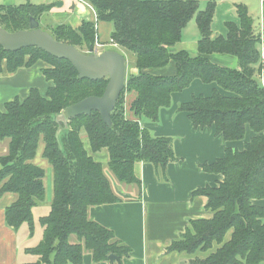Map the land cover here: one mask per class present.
<instances>
[{
	"label": "trees",
	"instance_id": "1",
	"mask_svg": "<svg viewBox=\"0 0 264 264\" xmlns=\"http://www.w3.org/2000/svg\"><path fill=\"white\" fill-rule=\"evenodd\" d=\"M89 2L96 8L97 21L85 20L76 29L68 23L49 24L46 29L60 41L78 48L82 42L90 49L98 35L97 24L111 22V39L118 48L133 54L140 72L127 75L126 87L111 114L112 126L94 110L91 115L71 119L69 129L58 138L56 114L86 97L103 95L109 78H79L69 60L56 58L36 46L8 51L0 45V74L4 61L9 71H15L42 59L50 65L44 74L53 81L46 95L34 88L24 100L8 101L0 110V141L8 143L6 153L0 156V197L7 193L17 197L6 208L7 224L31 225L33 208L46 198V170L35 163L43 142V157L53 167L54 198L50 215L42 220L45 231L41 243L33 250L41 259L34 264H83L85 250L96 262L109 260L112 253L121 258L129 255L130 247L112 230L89 218L91 206L110 204L119 197L103 164L85 148L81 133L88 135L93 151H110L108 166L122 182L141 184L135 165L139 161L155 164L158 176L165 179L168 162L176 158L172 138L151 135L140 120H157L160 110L170 105L173 93L199 78L232 93L215 88L210 96L196 95L182 104L181 109L188 112L195 128L214 127L225 142L245 140L248 128L254 135L242 149L226 146L223 157L204 164L205 171L223 177L217 185L199 187L194 192L207 197L206 207L213 216L191 220L192 225L169 250H212L207 257H195L188 264H264V206L253 202L264 199V59L260 44L264 31H257L255 18L244 4H237L240 24L228 22L229 33L225 36L211 29L215 3L201 10L198 0ZM51 7L2 3L0 24L11 32L29 29L30 17L39 21ZM194 18L201 31L199 53L172 52L171 47L181 40L182 30ZM212 53L235 56L239 67L213 62L207 57ZM171 62L176 64L174 74L150 72ZM72 235L78 242H71Z\"/></svg>",
	"mask_w": 264,
	"mask_h": 264
},
{
	"label": "crops",
	"instance_id": "2",
	"mask_svg": "<svg viewBox=\"0 0 264 264\" xmlns=\"http://www.w3.org/2000/svg\"><path fill=\"white\" fill-rule=\"evenodd\" d=\"M87 2L89 0L84 2L82 0H0V4L11 6L23 3L50 4L52 6L50 11L39 20L41 25L44 26V20H47L45 24L68 23L74 29L79 28L85 20L96 21L90 9L91 5L89 6ZM198 2L201 10L207 9L209 3H215L211 29L216 35H228V22L240 24L237 4L246 5L249 15L255 18L257 31L259 33L264 31V0H198ZM113 29L111 22L98 23L95 42L107 41L109 42L105 44L107 48L117 49L126 55V50L110 44ZM182 31L181 40L171 47V51L177 53L186 50L193 56L197 55L198 41L201 38L197 20L194 18ZM260 44L264 55V46L262 42ZM106 47L101 50H106ZM207 57L223 67H239V60L227 53H212ZM3 66L4 70L0 74V110H4L8 101L16 98L24 100L34 88L46 95L49 87L53 85V81L47 79L44 74V69L50 65L42 59L34 62L32 66L24 65L15 71L8 70L6 61ZM139 72L135 62L132 65L128 64L127 75H136ZM150 72L162 76L171 75L176 72V64L171 62L164 68H154ZM215 88L220 89L216 83L207 84L197 78L188 88L173 93L170 105L160 110L157 120L141 118L142 127L151 135L172 138L176 158L168 162L165 179L158 176L155 164L139 161L135 165L141 184L122 182L108 166L110 151L106 148L93 151L90 138L83 132L85 134L83 137L86 138V141L83 138L85 148L95 160L104 163L105 174L111 182L113 192L119 197L118 201L110 204L91 206L88 209L89 218L112 230L117 239L130 247V254L123 256L120 261L109 259L96 262L93 254L85 250L83 264H188L190 259L205 258L212 252V250H197L196 253L181 252L169 250V247L175 240L182 238L187 228L192 225L191 220L213 216V212L206 207L207 197L201 194L195 195L194 192L199 187L217 185L223 177L205 171L204 164H212L216 159L223 157L226 146L242 149L244 142L254 135L249 128L245 140L225 142L223 137L216 133L214 127L195 128L188 112L182 110L181 106L190 102L196 95L210 96ZM220 90L224 94L227 93V90ZM130 98V96L126 98L128 111ZM129 116L132 117L131 113ZM7 147V141H0V156L6 153ZM46 182L47 199L33 208L31 225L28 222H23L18 227L7 224L6 208L17 197L13 193L0 197V264H34L41 259V256L34 254L33 250L41 243L45 231L42 220L50 215L54 198V192L50 194L48 179ZM253 202L264 206V199Z\"/></svg>",
	"mask_w": 264,
	"mask_h": 264
},
{
	"label": "water",
	"instance_id": "3",
	"mask_svg": "<svg viewBox=\"0 0 264 264\" xmlns=\"http://www.w3.org/2000/svg\"><path fill=\"white\" fill-rule=\"evenodd\" d=\"M90 20V19H88ZM30 28L16 32L7 30L0 24V45L8 51H18L21 48L36 46L56 58L67 59L75 66L79 78L102 80L109 78L103 95H93L64 107L56 114L55 121L59 124L57 137L70 127V120L79 115H91L94 110L101 114L102 120L112 126L111 114L122 96L127 83L128 62L126 55L117 49H106L96 53L93 46L85 53L75 45L60 41L48 30L41 28L36 17H30ZM112 261H120L118 254L109 256Z\"/></svg>",
	"mask_w": 264,
	"mask_h": 264
},
{
	"label": "rangeland",
	"instance_id": "4",
	"mask_svg": "<svg viewBox=\"0 0 264 264\" xmlns=\"http://www.w3.org/2000/svg\"><path fill=\"white\" fill-rule=\"evenodd\" d=\"M83 2L85 1V0H82ZM87 4L90 6L91 5V7H90V9H91V11L93 12V14H94V17H96V8L92 5V4H90L89 2H87ZM43 20V19H42ZM96 21H97V19H96ZM47 22V20H44V26L42 25L41 26V28L42 29H44L45 31L47 30V29H49V28H47L49 25L48 24H45ZM113 25V24H112ZM107 26V25H106ZM105 26V27H106ZM47 28V29H46ZM105 32H106V30H105ZM106 43H109V42H102V44L104 45V44H106ZM262 44H263V46H264V38H262ZM78 45H80L79 46V48L80 49H82V51H84L85 53H89L90 52V49H88L87 48V46H86V44H84V43H82V42H80ZM106 47V45H104V47H102V48H105ZM118 47V46H117ZM106 49H112V48H107L106 47ZM105 51V50H104ZM126 56H127V62H129L128 64L129 65H132L134 62V59H135V57L133 56V54L132 53H130V52H127V54H126ZM263 59H264V55H263ZM227 93H232V92H230V91H226ZM248 130H249V128H248ZM84 132V131H83ZM81 133V135H82V137L85 135L84 133ZM84 138V137H83ZM84 140L86 141V138H84ZM43 148H44V143L43 142H41L40 143V145H39V148H38V150H37V156H36V159H35V163H38L39 165H41L42 167H44L45 168V170H46V177H49V178H46L45 177V182L47 181V179H48V181H49V183H50V187H49V189H50V194L52 193L53 194V192H54V182H53V167L50 165V164H48V162L46 161V159L43 157V155H42V150H43ZM104 164V163H103ZM46 187H47V182H46ZM46 191H47V189H46ZM47 198H45V200H46ZM44 200V201H45ZM43 201V202H44ZM70 240H71V242H73V243H75V242H78V240H77V236L76 235H72L71 236V238H70Z\"/></svg>",
	"mask_w": 264,
	"mask_h": 264
},
{
	"label": "built area",
	"instance_id": "5",
	"mask_svg": "<svg viewBox=\"0 0 264 264\" xmlns=\"http://www.w3.org/2000/svg\"><path fill=\"white\" fill-rule=\"evenodd\" d=\"M110 44H112V45H116V43H114V41L111 39V41H110ZM105 45V44H104ZM104 45L102 44V41H99V40H97L96 42H95V44L93 45V48H94V51L96 52V53H101L102 52V50L101 49H103L102 47H104ZM117 46V45H116Z\"/></svg>",
	"mask_w": 264,
	"mask_h": 264
}]
</instances>
